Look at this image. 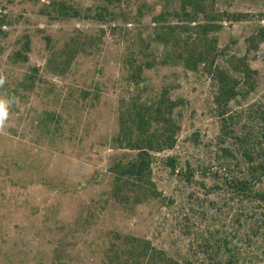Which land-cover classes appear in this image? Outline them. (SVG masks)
<instances>
[{
	"label": "rangeland",
	"instance_id": "374dc122",
	"mask_svg": "<svg viewBox=\"0 0 264 264\" xmlns=\"http://www.w3.org/2000/svg\"><path fill=\"white\" fill-rule=\"evenodd\" d=\"M27 1L0 0V13L11 22L4 28L8 37L0 42V104L6 113L0 118V264H108L113 255L101 242H109L111 232L148 240L181 261L195 258L197 236H218L220 228L230 234L238 209L226 192L206 194L198 183L211 180L199 172L225 163L219 149L235 147L231 133L250 130L255 137L263 129L258 111L264 109V43L246 52V39L264 27V0H216L218 11L249 17L222 22L217 33L221 52L213 66L234 76L228 59L246 57L256 73L255 91L228 104L224 119L231 133L226 137L220 135L223 122L211 75L202 66L190 72L161 64L163 47L152 42L160 0H112L109 9L117 17L106 24L53 21L38 14L50 0H38L37 6ZM65 2L81 12L90 9L92 15L96 5V0ZM26 37L28 63L10 64L9 52ZM64 45L80 51L55 74L46 65L64 58L59 54ZM129 52L139 55L138 62L155 61L143 70L138 87L127 80ZM163 90L177 103L173 119L180 130L173 149L154 154L152 179L159 196L123 211L109 196L108 167L115 158L129 159L134 153L112 145L117 117L132 98L151 101ZM255 154L264 160V148ZM168 158H175L178 169L189 165L195 174L190 185L171 175ZM219 196L225 200L218 201ZM89 209L95 211L89 224L76 223L77 214Z\"/></svg>",
	"mask_w": 264,
	"mask_h": 264
},
{
	"label": "trees",
	"instance_id": "16d2710c",
	"mask_svg": "<svg viewBox=\"0 0 264 264\" xmlns=\"http://www.w3.org/2000/svg\"><path fill=\"white\" fill-rule=\"evenodd\" d=\"M65 1L50 0L47 5L41 6L38 14L53 21L76 18L91 19L102 24L114 21L117 17L109 9L112 0H96L93 15L90 9L81 12ZM118 1L120 0H115ZM27 2L37 6L35 3L38 0ZM175 3L177 7L174 8L172 4ZM160 5H163L160 13L152 18L155 24L152 42L163 47L166 60L161 64L180 66L190 72H195L198 66H202L211 75L217 86L214 99L217 114L223 122L220 135L228 136L231 132L226 130L227 123L224 119L228 112V104L241 93L242 96H246L255 91L256 73L250 68L246 57L228 59L234 76L229 75L225 69L213 66L221 52L217 49V33L222 29L223 21L239 23L249 16L218 11L216 0H160ZM144 8L139 10V14ZM9 26L11 22L8 17L0 13V42L8 37L4 28ZM25 39V42L9 52L7 58L10 64L28 63L30 42L27 37ZM246 43V52L256 51L264 43V27L259 26L246 39ZM69 48L64 45L59 50V54L64 56L63 59L55 63L51 60L47 62V68L53 67L49 71L55 74L62 73L70 66L80 48L75 50ZM127 56L124 61L129 66L127 80L138 87L142 82L143 70L151 69L155 61L138 62L139 55L132 52ZM30 79L32 83L27 85L29 89L34 85L35 78ZM176 107L177 103L169 98L168 91L163 90L160 96L151 101L140 102L139 97L132 98L121 108L116 122L118 129L112 137V145L116 149L133 152L134 155L129 159L115 158L108 167L109 196L119 209L130 211L159 196L152 179V164L155 160L154 154L171 150L176 144L180 130L173 119ZM258 112H261L260 118L264 125V109ZM246 127L245 125L243 130ZM245 132L240 135L231 133L235 147L226 146L219 149V157L225 163L218 165V168L200 167L199 172L200 176L211 180L209 185L203 179L198 183L205 189L206 194L226 192L228 202L235 203L238 210L233 215L234 230L230 234L223 233L220 228L221 232L215 231L218 236L211 234L206 237L197 236L195 258L186 257L179 261L152 246L148 240L111 232L109 242L106 239L101 242L102 245L108 246V252L113 255V258H109L108 264H264V160L258 161L255 154V150L264 148V126L255 137L250 130ZM166 165L171 175L175 174L180 182L188 185L193 182L195 174L188 164L178 169L175 158H168ZM219 199L220 202L225 200L221 196ZM94 213L93 209H89L86 214L78 213L75 222L81 226L88 225L95 217ZM242 217L246 218L243 226L240 225Z\"/></svg>",
	"mask_w": 264,
	"mask_h": 264
},
{
	"label": "clouds",
	"instance_id": "9594fccd",
	"mask_svg": "<svg viewBox=\"0 0 264 264\" xmlns=\"http://www.w3.org/2000/svg\"><path fill=\"white\" fill-rule=\"evenodd\" d=\"M4 107L5 105L0 104V118L6 115V113L4 112Z\"/></svg>",
	"mask_w": 264,
	"mask_h": 264
}]
</instances>
